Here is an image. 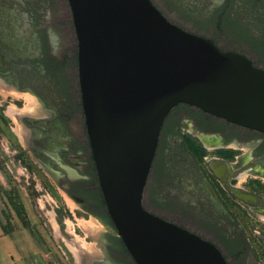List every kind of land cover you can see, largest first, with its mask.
Wrapping results in <instances>:
<instances>
[{
	"label": "flooded vegetation",
	"instance_id": "flooded-vegetation-1",
	"mask_svg": "<svg viewBox=\"0 0 264 264\" xmlns=\"http://www.w3.org/2000/svg\"><path fill=\"white\" fill-rule=\"evenodd\" d=\"M207 1L221 10L234 0ZM235 2L252 21L256 38L252 40L242 24L230 31L239 41L247 38L252 51L263 57L264 0ZM216 26L215 33L225 31ZM189 33L211 40L221 51L242 54L221 48L209 35ZM0 83L37 101V116L22 121L27 144L36 158L63 177L64 191L91 211L88 193L96 172L81 106L77 38L68 0H0ZM79 169L87 176L72 181L69 170ZM142 206L215 245L227 264H259L258 251L264 250V134L190 105L175 106L160 129ZM122 246L118 248L126 251ZM118 248L108 251L105 246L90 264H126Z\"/></svg>",
	"mask_w": 264,
	"mask_h": 264
},
{
	"label": "water",
	"instance_id": "water-1",
	"mask_svg": "<svg viewBox=\"0 0 264 264\" xmlns=\"http://www.w3.org/2000/svg\"><path fill=\"white\" fill-rule=\"evenodd\" d=\"M84 123L108 217L135 264H227L142 197L179 104L264 134V70L168 21L151 0H68Z\"/></svg>",
	"mask_w": 264,
	"mask_h": 264
},
{
	"label": "rangeland",
	"instance_id": "rangeland-1",
	"mask_svg": "<svg viewBox=\"0 0 264 264\" xmlns=\"http://www.w3.org/2000/svg\"><path fill=\"white\" fill-rule=\"evenodd\" d=\"M235 1L220 10L207 0H151L168 21L186 31L209 35L221 48H234L264 67V56L252 51L248 39L239 41L230 31L242 24L248 36L256 38L252 21ZM215 25L226 32L215 33ZM27 102L24 94L0 88V264L13 257L18 262V253L28 264H90L93 247L97 255L105 246L108 251L123 247L109 221L97 178L88 193L93 208L87 213L64 191L63 177L34 156L22 128L28 115L15 112ZM68 173L72 181L87 176L80 169ZM117 252L126 264H134L125 250L118 248ZM258 263L264 264V250L258 251Z\"/></svg>",
	"mask_w": 264,
	"mask_h": 264
},
{
	"label": "bare ground",
	"instance_id": "bare-ground-1",
	"mask_svg": "<svg viewBox=\"0 0 264 264\" xmlns=\"http://www.w3.org/2000/svg\"><path fill=\"white\" fill-rule=\"evenodd\" d=\"M3 85H1V83H0V88H2L3 89V87H2ZM24 96H26V98H27V105L24 107V109H22V110H18V111H15L18 115H20V116H23V115H30V116H37V114H36V112H37V101L32 97V96H30L29 94L28 95H25L24 94ZM18 98V97H17ZM25 101V100H24ZM23 128V127H22ZM24 132V131H23ZM24 134V133H23ZM23 137V136H22ZM22 139V138H21ZM84 224H82V226H83ZM85 226V225H84ZM83 226V227H84ZM82 227V228H83ZM87 227H89L88 225L87 226H85V228H87ZM89 252H90V255L92 256V258H96V259H98V258H100V256L101 255H97L96 254V251L94 250V247H93V249H90L89 250Z\"/></svg>",
	"mask_w": 264,
	"mask_h": 264
},
{
	"label": "crops",
	"instance_id": "crops-1",
	"mask_svg": "<svg viewBox=\"0 0 264 264\" xmlns=\"http://www.w3.org/2000/svg\"><path fill=\"white\" fill-rule=\"evenodd\" d=\"M7 237H8V236H7ZM18 251H19V250H18ZM7 255H9V254H6V256H7ZM17 257H18V262H17V259L15 260V259H13V258H14V257H13V258L10 259V262H7V263H6V261H5V264H15V263H17V264H28V263H27L28 260H27V259H23V258L21 257V255H19V253H18ZM22 259H23V261H21V262H22V263H21L20 260H22ZM26 260H27V261H26Z\"/></svg>",
	"mask_w": 264,
	"mask_h": 264
}]
</instances>
